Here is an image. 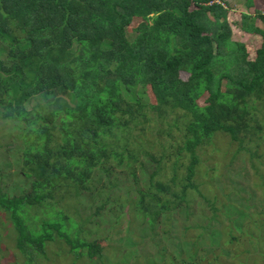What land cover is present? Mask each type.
I'll return each mask as SVG.
<instances>
[{
  "label": "trees",
  "instance_id": "obj_1",
  "mask_svg": "<svg viewBox=\"0 0 264 264\" xmlns=\"http://www.w3.org/2000/svg\"><path fill=\"white\" fill-rule=\"evenodd\" d=\"M227 14L223 0H0V123L22 125L18 175L30 185L13 196L0 188V213L26 264L55 240L79 256L84 249L90 258L101 257L98 244L79 237L90 216L69 230L72 217L50 201L56 193L76 198L89 190L98 169L123 164L134 178L132 164L122 159L133 132L153 121L168 136L170 126L182 131L176 160L183 150L190 161L175 193V177L152 183L167 157L158 155L160 167L147 188L136 191L134 207L149 228L161 215L186 210L198 147L217 132L238 141L264 98V29L252 22L264 26V12L241 14V30L262 39L253 60L231 41ZM134 19L141 21L129 38ZM117 181L108 182V210L120 208L111 195L127 194ZM43 206L44 218L34 226L29 210ZM50 212L62 221L47 218Z\"/></svg>",
  "mask_w": 264,
  "mask_h": 264
},
{
  "label": "rangeland",
  "instance_id": "obj_2",
  "mask_svg": "<svg viewBox=\"0 0 264 264\" xmlns=\"http://www.w3.org/2000/svg\"><path fill=\"white\" fill-rule=\"evenodd\" d=\"M223 1L228 6L231 41L241 43L247 59L253 60L262 39L241 30V14L255 17L256 13L264 12V0ZM140 21L134 19L127 29L129 38ZM252 22L264 29L257 18ZM181 77L185 79L187 75L181 73ZM225 82H221L223 91ZM147 95L150 103H154L149 88ZM206 98L203 95L198 104L205 105ZM256 103L260 106L253 111L249 130L238 141L221 132L203 140L196 150L197 164L190 179L193 188L186 189V210L180 208L174 210L175 214L159 216L152 228L134 207L136 191L150 184L149 175L160 167L156 161L163 153L167 157L152 183L155 180L170 183L175 177L172 191L179 193L190 157L182 150L176 160L183 138L182 131L173 126L169 136L158 132L162 126L166 131V127L155 121L143 132L135 130L128 145L129 154L122 159L124 164H132L134 178L123 164L98 169L91 177L89 190H82L76 198L71 195L60 199L61 194L56 193L50 201L52 208H58L56 201L72 217L69 230L90 216L89 222L81 225L79 237L98 244L101 257L90 258L84 249L79 256L55 240L30 264H264V98ZM258 112L261 113L257 115ZM166 124L171 125L172 120L168 118ZM21 135L22 125L0 123V188L9 196L22 193V187L25 191L30 188L29 180L18 175ZM130 155H137V160L133 161ZM113 177L127 194L119 191L111 195L110 200L117 201L120 208L108 210L106 202L111 193L108 182ZM44 210L45 206L29 210L30 217L34 215V226L39 218H44ZM48 217L62 221L61 214L55 212L48 213ZM64 225L68 228L67 222ZM11 228L8 218L0 213V264H26V257L15 247Z\"/></svg>",
  "mask_w": 264,
  "mask_h": 264
}]
</instances>
